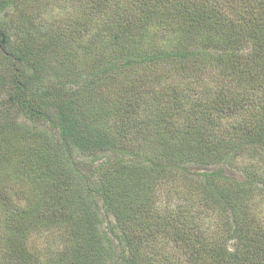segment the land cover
I'll return each instance as SVG.
<instances>
[{"label":"trees","instance_id":"1","mask_svg":"<svg viewBox=\"0 0 264 264\" xmlns=\"http://www.w3.org/2000/svg\"><path fill=\"white\" fill-rule=\"evenodd\" d=\"M0 264H264V0H0Z\"/></svg>","mask_w":264,"mask_h":264},{"label":"rangeland","instance_id":"2","mask_svg":"<svg viewBox=\"0 0 264 264\" xmlns=\"http://www.w3.org/2000/svg\"><path fill=\"white\" fill-rule=\"evenodd\" d=\"M54 235H55V234H54ZM54 235H53V236H54ZM34 240H36V242H41V241H42V239H40V237H34ZM45 241H46V240H45ZM42 243H43V242H42ZM42 243H41V244H42Z\"/></svg>","mask_w":264,"mask_h":264}]
</instances>
